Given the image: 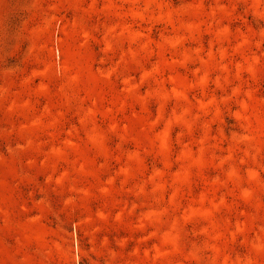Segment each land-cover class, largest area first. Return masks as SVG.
Segmentation results:
<instances>
[{
	"label": "rangeland",
	"instance_id": "374dc122",
	"mask_svg": "<svg viewBox=\"0 0 264 264\" xmlns=\"http://www.w3.org/2000/svg\"><path fill=\"white\" fill-rule=\"evenodd\" d=\"M0 264H264V0H0Z\"/></svg>",
	"mask_w": 264,
	"mask_h": 264
}]
</instances>
